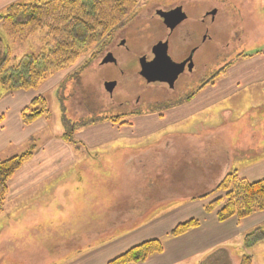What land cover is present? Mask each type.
Returning <instances> with one entry per match:
<instances>
[{
    "label": "crops",
    "instance_id": "crops-1",
    "mask_svg": "<svg viewBox=\"0 0 264 264\" xmlns=\"http://www.w3.org/2000/svg\"><path fill=\"white\" fill-rule=\"evenodd\" d=\"M27 1L0 0V10ZM250 34L258 43L255 50L239 52L194 97L168 109L133 115L123 125L90 124L77 133L82 136L77 144L61 140L59 135L42 143L9 181L0 212V256L17 263L43 259L57 264L60 248L65 260L69 237L80 245L69 264H108L139 244L162 239L163 253L140 264H221L225 254L228 262L233 259V264H239L247 234L264 227V212L219 222L215 214L206 212L208 202L200 198L204 194L178 198L181 192L174 184L176 173L184 167L187 171L188 165L191 170L198 168L202 177L205 169L210 175L222 167L223 178L237 171L249 182L264 179V20H253ZM32 92H16L0 102V115L5 113L0 124V156L10 147L14 148L12 156L20 153L30 137L45 133L41 131L47 128L45 120L21 124V111L34 97ZM211 147H220L222 152L210 153ZM108 149L125 161L124 166L133 164V172L109 176L107 171H99V155ZM150 159L154 177L137 169L147 168ZM179 160L185 163L181 169ZM136 180H143V191L130 189L128 183ZM164 180L169 187L166 194L161 191ZM180 183L186 186L187 179ZM118 200H122L120 207ZM114 211L121 213L116 216ZM191 219L200 220V226L181 237L167 238L176 226ZM81 225L88 228L86 234L74 232ZM99 227L109 229L97 231ZM117 228L120 234L110 230ZM104 231V239L99 241L98 235ZM41 239H46L45 247ZM7 244L8 251L19 244L30 248H16L9 255L11 252L2 249L7 250Z\"/></svg>",
    "mask_w": 264,
    "mask_h": 264
},
{
    "label": "rangeland",
    "instance_id": "rangeland-1",
    "mask_svg": "<svg viewBox=\"0 0 264 264\" xmlns=\"http://www.w3.org/2000/svg\"><path fill=\"white\" fill-rule=\"evenodd\" d=\"M32 1L33 0H28L25 3L28 4ZM42 1L46 2L48 0ZM10 5L11 4H8L5 8ZM177 6L183 7L186 20L175 31L173 37L174 47L170 50L169 56L174 63H180L190 56L193 49L197 47L199 48L198 53L195 56L196 69L194 71V76H184L181 79L183 82L185 81V83L193 80L194 89L197 88L195 84V75L205 73L208 75V79L210 78V81H212L216 76L220 75L222 71L221 67L234 59L239 52L255 50V47L258 45L257 41L253 42L250 33L252 32L253 20H255V22L264 20V0H138V5L132 18L137 16L136 18L138 19L140 30L136 32L134 31V36L135 38H142L141 42L139 44H137V42L133 44L129 43L126 46L129 48V50H127L125 46H118L119 40H117L114 43L115 45H112L110 48L111 55L115 56L118 60L116 64L104 63L103 61L108 54L102 51V53L96 55V52L98 53V51H96V47H92L83 53L73 66L56 73L42 83L37 89L31 90L33 91L32 93L34 94V97L22 111L30 108L34 99L39 97L44 98L50 113L48 117H41L37 121L42 119L47 122V128L41 130L45 133H39L36 137H30L29 141H27V144L25 145V149H23L20 153L18 152L14 156H12L14 154V148L12 149L10 147L9 149H6L1 153L2 155L0 156V161L5 160L8 157L11 158L20 155L26 152L27 149H31L33 146V155H35L42 146V143L45 144V141L51 139L53 135H59V139L66 142L68 140L65 137L70 135L71 140L73 142L77 141L78 143L82 136L79 138L77 133L80 130H84L88 124L95 121L102 120L100 123L106 121L113 123L110 119L116 118L117 122L114 123L115 125H123V123H126L128 120L131 122V118L133 117L131 113H134L133 107L139 97H143V100L141 101V109H138L137 113H135L137 116L165 109L163 103L168 99L184 97V95H177L180 89L186 91L182 87H179L176 95H161V88H158L155 85H147L139 76L140 59L145 58L146 56L149 57L151 55L152 48L159 42L160 39L164 38L167 33L165 28L161 26L160 21L156 20L157 22L155 23L150 22V18L146 15L148 10L151 11L154 7L155 9H166ZM5 8L0 10V15L3 14ZM131 19L125 23V26L131 21ZM125 26L123 25V27ZM150 27H157L156 33H152L149 30ZM45 34L46 30H41L27 40L22 42H13L9 38L5 36L3 37L0 31V37L3 41H5V46L9 48L12 59L16 60L27 54L40 51L42 49L43 42L46 43V39H44ZM109 83L116 84V88L113 93L107 89V84ZM31 91L21 90L16 92ZM16 92L4 95L0 99V102L3 101L4 98ZM4 116L5 113L0 115V124L3 122L5 118ZM105 118L109 120H105ZM20 120L23 126H30L23 123L21 114ZM0 131L3 132L1 128ZM248 140L249 138H247V141ZM257 144H259V142H257L256 145ZM31 145L32 147H30ZM256 149L258 151L257 147ZM217 150L222 152V148L220 147H211L209 152L212 153V151ZM112 151L113 150L108 149L105 150L104 153H100V160L98 159L99 171H107L109 176L113 174L133 172L134 165L131 163H125L124 166L125 161L122 163V160L117 158L118 154L116 153V155H112ZM220 158L223 160V156ZM151 159L150 165H147V168H141L139 165H136L135 167H139L137 169L141 172L154 177L156 175V171ZM184 165V161L179 160V169H181ZM218 166H221V164H218ZM198 170V168H193L191 170L190 165H188L187 171L184 167L183 171L176 173V177L179 182H175L174 185H178L179 191L181 192L178 194V198L197 197L202 196V194L205 196L216 188L217 184L222 180L224 174L222 167L217 168V171L210 173V175H206L208 173H206L207 169H205L203 177ZM184 179H187L186 186H184L183 183H180V181L182 182ZM117 180L114 181V185L117 183ZM160 184L161 182H159V185ZM163 184L165 187L162 186L161 191L166 194V191L169 192L168 181L164 180ZM181 184L184 188H180ZM128 185H131L130 189L137 188L141 191L144 190L142 187L143 180H136L135 183H128ZM116 187L117 186H114V188ZM157 191L158 189H156V192ZM224 195V193H219L204 199L209 204L218 198H222ZM121 202L122 200L117 201V205L119 207L122 205ZM216 212L209 214H215L216 216ZM120 213L121 212L119 211H114L112 214L118 216ZM255 214L257 216L258 213ZM98 215H101V212H99ZM251 216L249 217L251 218ZM256 216L254 215V217ZM87 222L88 221L81 222V224H85ZM253 224H255L254 220H252L251 225ZM84 226L85 225L76 226L74 228V232L80 231L83 234H86L85 230L88 228H85ZM260 228L264 230V227H258V229ZM102 229L108 231L109 228L99 227L97 231ZM110 230H112L111 232L113 233L117 232L118 228ZM124 230H127V228L123 229V231ZM92 231H95V229L93 228ZM105 231L98 235L99 241L104 239L102 235ZM116 234H120V232H117ZM45 241L46 239H41V243H44V245H42L43 247H45ZM49 246L52 248L53 245L49 244ZM78 246L80 245L77 241L74 244L68 237L66 243V255H64L65 260H62L63 253L62 248H60V261H58L57 264H69L72 262L73 260H71V256L73 251L77 249ZM13 247L15 248V246ZM16 248L17 250L25 249L21 251H28V248L30 247L26 244H19ZM2 249L7 251V253L11 252L9 255L13 254V250H15L13 249L12 251H8V244L7 250L3 247ZM241 252L245 253L244 256L248 257L250 260L249 264H264V242L249 248L247 251L243 245ZM242 261V256H239L238 263L242 264ZM18 262L20 264H31L30 259L28 260V263L26 260H18ZM32 262V264H47V261L43 259H34ZM19 263L10 257L0 256V264ZM227 264H233V259L227 262Z\"/></svg>",
    "mask_w": 264,
    "mask_h": 264
},
{
    "label": "trees",
    "instance_id": "trees-1",
    "mask_svg": "<svg viewBox=\"0 0 264 264\" xmlns=\"http://www.w3.org/2000/svg\"><path fill=\"white\" fill-rule=\"evenodd\" d=\"M137 5L138 0H33L28 4L14 3L5 8L0 15L3 37L22 42L46 30V43L43 42L40 51L16 60L12 59L9 48L0 37V99L8 93L35 90L48 78L73 66L87 50L105 48L110 35L134 16ZM105 61L115 62L112 55L107 56ZM49 113L45 99L39 97L32 101L30 108L22 111L21 117L25 125H31L41 117H48ZM110 120L117 122L116 118ZM65 138L67 142H73L70 135ZM33 150L34 146L20 155L0 161V211L8 194L9 181L33 157ZM219 193L225 195L206 207L207 213L216 212L218 208L216 217L219 222L232 218L242 220L264 212V179L249 182L233 171L202 198ZM200 224L198 219L179 224L167 234V238L181 237ZM261 242H264V230L260 228L245 237L244 246L249 249ZM163 251L164 241L153 239L129 249L108 264H140ZM225 256L221 264H227ZM249 261L244 256L242 264H249Z\"/></svg>",
    "mask_w": 264,
    "mask_h": 264
},
{
    "label": "flooded vegetation",
    "instance_id": "flooded-vegetation-1",
    "mask_svg": "<svg viewBox=\"0 0 264 264\" xmlns=\"http://www.w3.org/2000/svg\"><path fill=\"white\" fill-rule=\"evenodd\" d=\"M149 18H150V22H157L160 21L161 22V26L165 28L166 30V36L162 39L159 40V42L157 44H155V46L152 48V52L151 55L149 57H145V58H141L139 61V76L140 78L147 84V85H155L158 88L162 89V94H167V95H176V93L179 90V87H182L184 90L180 89V91L178 92L177 95H184V97H177L175 99H168L166 100L163 104V106H165V108H170L171 106H173L176 102L183 100L184 98L187 99L189 98V96L191 95H195V93L200 92L203 87H205L208 83H210V78L208 79V75H206L205 73L199 74V75H195V84L197 86V88L194 89V81L191 80L189 82L185 81L183 82L181 79L184 76H188V77H192V75L194 76V71L196 69V65H195V56L198 53L199 48H195L192 50L190 56L185 59L184 61L178 63L180 65H183L182 67H180V69L178 68H169L167 69V71L164 72V69H162L159 73L160 76L159 78H161L163 81H157L154 83H150L148 82L142 75H141V71H142V65L144 64V67L148 68L149 64H153V62H155L158 57L155 56V54L157 53L159 56L160 55V50L158 51H153L154 48L157 45H162V44H166L167 45V52L168 55L170 54V50L174 47L173 46V37L175 34V31L177 30V28L184 23V21L186 20V15H185V11L183 9V7L181 6H177V7H170V8H163V9H155L152 8L151 11L148 10V13L146 14ZM137 17V16H136ZM134 17L131 19L130 22L127 23V25L125 27L121 26L119 27L114 33H112L110 35V37L107 40V45L105 46V48H103L102 50L98 51L97 55H99L100 53L105 52L107 53L109 56L110 53V48L112 47V45H115L114 43L119 40L118 46H127L129 43L133 44L136 43L139 44L142 40V38H135V34L134 31H139V23H138V19ZM181 17H185L184 20L178 24L175 28L171 29L169 26H172L175 24V22H177L179 20V18ZM157 20V21H156ZM166 22L168 23V25L166 24ZM137 24V26H136ZM149 27V26H147ZM160 29V28H159ZM152 33H156L157 31V27H150L149 29ZM159 31V30H158ZM121 37V38H118ZM118 38V39H117ZM127 50H129L128 47H126ZM163 49V48H162ZM115 59L114 63L111 64H116L117 63V59L115 58V56H113ZM192 57V59L190 60V58ZM107 58V57H106ZM105 58V60H106ZM105 60L103 61L105 63ZM142 61V63H141ZM176 63V64H177ZM163 68V67H162ZM181 71L178 76L176 77L175 81L173 82V84L170 83V81H172V79L175 76V73ZM113 83H109L108 85H111ZM180 85V86H179ZM111 89V93H113L114 89L116 88V84H114L113 86L109 87ZM189 89V90H188ZM160 95V94H159ZM143 100V97H139L137 99V101L134 104L133 107V111L134 113H131L132 115H136L135 113H137L138 109H141L140 106L142 105L141 101Z\"/></svg>",
    "mask_w": 264,
    "mask_h": 264
},
{
    "label": "water",
    "instance_id": "water-1",
    "mask_svg": "<svg viewBox=\"0 0 264 264\" xmlns=\"http://www.w3.org/2000/svg\"><path fill=\"white\" fill-rule=\"evenodd\" d=\"M185 18V17H184ZM183 17L179 18V20L177 22H175L174 25L169 26L171 29L175 28L178 24H180L183 20ZM166 24L168 25V23L166 22ZM163 48V49H162ZM161 49V50H160ZM160 50V55L157 56L158 54L156 53L155 56L158 57V59L153 62V64H149V67L146 68L144 67V64L142 65V71H141V75L150 83H154L157 81H163L161 78H159L160 76V71L162 69H164V72L167 71V69H171V68H178L180 69V67H182L183 65L180 64H176L174 63L171 58L168 56V52H167V45L166 44H162V45H157L153 51H158ZM192 59V57L190 58V60ZM109 61H105V63H108ZM142 63V61H141ZM163 67V68H162ZM181 71H178L175 73L174 78L172 79V81H170L171 84H173V82L175 81L176 77L178 76V74ZM114 84L111 85H107V89L109 91H111V89L109 87L113 86Z\"/></svg>",
    "mask_w": 264,
    "mask_h": 264
}]
</instances>
